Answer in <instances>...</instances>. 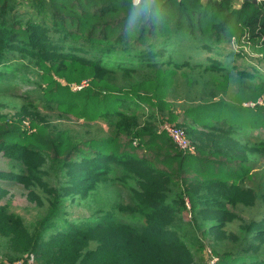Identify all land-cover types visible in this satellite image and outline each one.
<instances>
[{
  "label": "trees",
  "instance_id": "obj_1",
  "mask_svg": "<svg viewBox=\"0 0 264 264\" xmlns=\"http://www.w3.org/2000/svg\"><path fill=\"white\" fill-rule=\"evenodd\" d=\"M233 41L264 68V0H0V79L38 81L29 127L0 115L6 264H264V72Z\"/></svg>",
  "mask_w": 264,
  "mask_h": 264
},
{
  "label": "rangeland",
  "instance_id": "obj_2",
  "mask_svg": "<svg viewBox=\"0 0 264 264\" xmlns=\"http://www.w3.org/2000/svg\"><path fill=\"white\" fill-rule=\"evenodd\" d=\"M243 0H236V6L240 7V4ZM236 49L243 50L244 53L246 54V58L244 56H240L236 58L235 65L236 69L238 70H243L245 66L253 67L255 66L257 70H259L260 73H263V65H258L256 62V55L254 50L249 47H238V45L233 41L232 46L228 48L227 53L225 55H229V53L235 51ZM237 53V52H236ZM222 61H225V59H222ZM16 73H14V77L10 79H0V115H5L9 118L10 121H20L23 123V125L29 127V122L27 118H24L22 116L24 112L23 107H21V104L24 100L29 99L30 96L33 95L34 91L38 89V81L35 77H33L30 73L27 72L26 67L21 66L18 69H16ZM181 83V90L183 87H185V83L182 81ZM180 90V93L182 91ZM183 92H185V88H183ZM205 92H210L209 90L205 89ZM185 100L179 101V105H183L182 102ZM178 111V114L181 113L180 109H176ZM27 112L31 115H33L31 109H27ZM43 112V111H41ZM38 113H35L34 116L35 118L38 117ZM45 115V114H44ZM29 116V119H33V117ZM49 120L57 125L61 129H73L75 127H82L84 122H78L75 121L72 118H67L63 117L61 115L53 114L52 116L49 117ZM169 123V122H166ZM81 125V126H80ZM162 124H160L161 126ZM165 126V125H164ZM163 125L161 126L162 128L164 127ZM174 129L173 127H170V131ZM165 130V129H163ZM256 135V133H254ZM264 136V133H262ZM189 141V139H188ZM23 169L20 164L17 162L3 156L0 154V171H12V172H20ZM254 169H256V174L258 175V179H260V175L263 173L264 174V166L263 165H255ZM102 196L107 195L109 192H114L115 190L118 191L116 188L110 186L108 183H103L102 189ZM5 200L0 199V205L3 204ZM17 205V200L15 201ZM28 208V207H27ZM87 206L80 207L78 205H70L67 203V206L65 209L67 211H73L75 213L79 214H84L86 215L89 213L87 210ZM21 211L23 212V215L25 219L30 222L31 224H35L39 219H41L42 213L37 210L35 207H29V209H24L22 208ZM76 215V214H75ZM191 219L188 217L186 218V223H189ZM207 248L205 251L202 253V257L204 259V264H212V262H215V256H213V253L211 252V249L209 248L210 241L207 242ZM6 253H7V247L5 240H0V264H6ZM16 264V263H15ZM27 264H34V260L32 257H29L27 260Z\"/></svg>",
  "mask_w": 264,
  "mask_h": 264
},
{
  "label": "built area",
  "instance_id": "obj_3",
  "mask_svg": "<svg viewBox=\"0 0 264 264\" xmlns=\"http://www.w3.org/2000/svg\"><path fill=\"white\" fill-rule=\"evenodd\" d=\"M261 1V0H258ZM140 2V0H139ZM134 4H138L135 3ZM81 87H78V89H80ZM170 127H173L174 129H172V131H170ZM163 129H165V131L171 136V138L174 140L175 144L177 146H179L181 149L183 150H187V151H193L194 148L191 146V142L188 141V137L186 132L181 129V128H177L175 126L166 124ZM16 264H24V261H19Z\"/></svg>",
  "mask_w": 264,
  "mask_h": 264
},
{
  "label": "water",
  "instance_id": "obj_4",
  "mask_svg": "<svg viewBox=\"0 0 264 264\" xmlns=\"http://www.w3.org/2000/svg\"><path fill=\"white\" fill-rule=\"evenodd\" d=\"M243 1H253V3L257 4L259 1L258 0H243Z\"/></svg>",
  "mask_w": 264,
  "mask_h": 264
},
{
  "label": "clouds",
  "instance_id": "obj_5",
  "mask_svg": "<svg viewBox=\"0 0 264 264\" xmlns=\"http://www.w3.org/2000/svg\"><path fill=\"white\" fill-rule=\"evenodd\" d=\"M135 3H139V0H134Z\"/></svg>",
  "mask_w": 264,
  "mask_h": 264
}]
</instances>
